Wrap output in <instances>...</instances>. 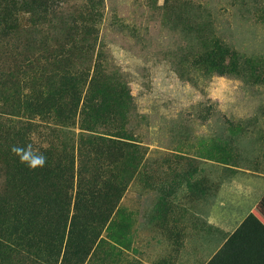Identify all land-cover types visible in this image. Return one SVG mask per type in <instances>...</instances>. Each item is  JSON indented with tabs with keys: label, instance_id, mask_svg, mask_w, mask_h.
Returning <instances> with one entry per match:
<instances>
[{
	"label": "rangeland",
	"instance_id": "rangeland-1",
	"mask_svg": "<svg viewBox=\"0 0 264 264\" xmlns=\"http://www.w3.org/2000/svg\"><path fill=\"white\" fill-rule=\"evenodd\" d=\"M86 10L96 14L87 64L127 86L139 165L113 227L83 264H206L219 242L207 224L216 194L182 199L178 188L190 190L197 173L219 174L221 186L239 173L264 175V0H63L52 31L38 38L52 45L60 22ZM204 41L229 48L231 70L221 75L204 64ZM10 116L0 107L6 131L13 126L34 148L48 146L42 119L28 128L27 119Z\"/></svg>",
	"mask_w": 264,
	"mask_h": 264
},
{
	"label": "trees",
	"instance_id": "trees-1",
	"mask_svg": "<svg viewBox=\"0 0 264 264\" xmlns=\"http://www.w3.org/2000/svg\"><path fill=\"white\" fill-rule=\"evenodd\" d=\"M62 2L0 0V107L27 119L28 128L38 117L48 129V146L37 148L46 166L30 171L11 152L30 143L28 134L0 122V264H83L105 241L102 230L113 227L139 165L127 86L87 64L96 14L62 20L52 45L38 38L52 31ZM217 44L204 41L200 55L223 75L232 69L224 65L229 48ZM206 264H264V226L248 215Z\"/></svg>",
	"mask_w": 264,
	"mask_h": 264
},
{
	"label": "crops",
	"instance_id": "crops-1",
	"mask_svg": "<svg viewBox=\"0 0 264 264\" xmlns=\"http://www.w3.org/2000/svg\"><path fill=\"white\" fill-rule=\"evenodd\" d=\"M194 177L189 180L192 182L189 183L190 190L184 186H180V189L178 188L182 199L184 198L183 196L196 198L193 195L194 192L201 190L203 192L214 191L216 194L212 198L216 199L209 203L214 207L210 209L212 216L207 224L214 227L216 232L213 230V237L217 236V241L219 242L207 258L208 261L248 215H253L264 226V175L254 172L239 173L235 175L232 183L223 186L214 184L215 181L219 180V174L197 173ZM200 180H203L204 185L196 183ZM185 192L186 195H184Z\"/></svg>",
	"mask_w": 264,
	"mask_h": 264
},
{
	"label": "clouds",
	"instance_id": "clouds-1",
	"mask_svg": "<svg viewBox=\"0 0 264 264\" xmlns=\"http://www.w3.org/2000/svg\"><path fill=\"white\" fill-rule=\"evenodd\" d=\"M11 152L18 157L19 162L25 165L30 171H36L46 166L47 157L42 151L34 148L32 143L13 145Z\"/></svg>",
	"mask_w": 264,
	"mask_h": 264
}]
</instances>
